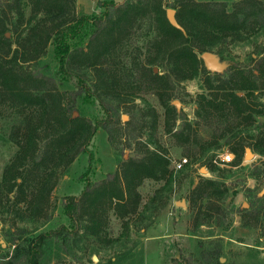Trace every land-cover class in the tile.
Wrapping results in <instances>:
<instances>
[{
  "label": "trees",
  "instance_id": "trees-1",
  "mask_svg": "<svg viewBox=\"0 0 264 264\" xmlns=\"http://www.w3.org/2000/svg\"><path fill=\"white\" fill-rule=\"evenodd\" d=\"M27 4L31 6L28 14ZM97 7L101 9L98 14L77 17L74 0H0V106L8 103L15 108L14 104H18V113L22 115L28 110L12 132L18 150L4 168L0 199L8 200L15 190L9 200L13 199L18 209L23 207L24 217L35 223L45 222L49 217L48 197L54 186L51 163L55 162V168L60 163L68 167L78 155L88 153L87 167L81 177L84 179L91 173L93 153L88 150L87 143L98 128L110 134L109 120L95 119L91 124L72 117L75 101L79 99L82 104H90L94 100L93 90L113 92L118 81H129L132 70L119 79L116 64L107 59L114 60L118 53L121 60L127 58L129 40L142 24H147L141 36L142 41L147 42L142 67H159L167 75L169 72L179 74L182 81L195 77L203 64L195 51L201 54L226 39H240L241 31L248 28L250 22L264 28V2L257 0H240L232 4L173 0L168 7L176 11L175 19L183 32L168 23L161 0H124L118 5L113 0H103L97 2ZM8 22L15 33L13 41L6 37ZM49 45L56 62L58 85L65 82L74 87L56 96L55 78L29 71V63L44 56ZM135 61L133 58L134 64ZM203 71L207 92L198 95L192 122L184 119L182 127L172 132L178 110L169 103H162L165 133H172L183 144L189 143L192 127H205L225 135L230 120L246 128L264 115V54L257 58L252 56L247 66L228 65L225 78L219 73ZM149 76L151 80H157L163 75L153 74L150 70ZM24 82L29 84L25 88ZM54 107L55 114L52 112ZM258 127L260 130L253 136L251 144L240 140L231 150L235 162L238 163L247 146L264 156V123H259ZM205 146L206 150L213 144L208 142ZM152 147L146 148L141 158L124 163L120 175L123 188L115 184L116 178L119 183L117 174H108L101 184L86 183L79 199L65 198L62 212L68 218V226L60 225L28 242H13L11 255L1 257L0 264H47L44 245L48 242L58 238L66 242L68 229L75 231L80 221L86 223L85 230L94 232L100 227L97 209L101 201L110 206L115 200L113 206L118 207L128 202L135 187L147 178L165 181L164 187L171 186L168 159L157 142H153ZM191 156L186 167L196 160V152ZM221 187L223 184L219 182L204 179L191 194L210 199ZM224 192L222 190L219 195ZM172 264L183 262L174 259ZM217 264H221L218 258Z\"/></svg>",
  "mask_w": 264,
  "mask_h": 264
},
{
  "label": "rangeland",
  "instance_id": "rangeland-1",
  "mask_svg": "<svg viewBox=\"0 0 264 264\" xmlns=\"http://www.w3.org/2000/svg\"><path fill=\"white\" fill-rule=\"evenodd\" d=\"M99 1L103 0H84L79 3L82 7L79 8V0H74L75 15L98 14L101 12L97 7ZM113 1L118 5L124 0ZM194 1L232 4L240 0ZM172 2L161 0L162 8L168 9ZM30 8L27 4V14ZM7 26L8 38L13 41L15 33L11 22ZM146 26L142 24L130 38L127 58L121 60L118 53L114 60L107 59L116 64L119 79L132 70L129 81H118L113 92L93 90L94 100L90 104H82L79 99L75 101L72 117L91 124L95 119L109 120L110 134L98 128L87 143L88 150L93 153V164L91 173L84 178L86 180L81 176L87 167L88 153L78 155L68 167L63 163L57 168L55 162L50 164L54 186L49 191V217L45 222L39 220L35 223L24 217L23 207L18 209L13 199L9 200L15 190L8 200L0 199V259L11 255L13 242H28L60 225L68 226V218L62 212L65 198L79 199L86 183L101 184L108 174H117L119 183L116 178L115 184L123 188L120 175L124 163L141 158L146 148L152 149V143L157 142L168 159L170 171L173 159L185 157L191 160L194 152L197 158L182 173L173 175L171 172V186L164 187L165 181L147 178L135 187L128 202L115 207V200L110 206L101 201L97 209L100 227L94 232L85 230L86 223L80 221L75 231L68 229L66 242L61 238L48 242L44 245L47 264H172L174 259L183 264H217V258L221 264H264V193H261L264 189V156L247 146L254 155L252 160L245 159V148L238 163L235 156L231 164L218 166L211 163L214 152L232 153L240 140L251 144L253 136L260 130L258 124L264 123V115L246 128L230 120L225 135L205 127H192L189 143L185 144L175 139L172 133H165L162 103L180 104V108H176L178 115L172 132L182 127L184 119L192 122L198 95L207 92L203 83L206 78L203 69L206 68L201 64L199 73L184 81L180 80L179 74L169 72L167 75L156 66L157 73H154L153 66L144 69L142 62L146 57L144 46L147 42L142 41L141 36ZM205 50L213 53L225 67L234 64L247 66L252 56L257 58L264 54V28L250 22L248 28L241 31L240 39L229 38ZM195 53L202 61L200 52ZM133 58H136L135 64ZM29 66V71L35 74L55 78V96L74 89L65 82L58 85L52 46L49 45L45 55L30 62ZM150 70L163 76L151 80ZM219 74L225 78V68ZM27 85L24 82L23 88ZM14 105L15 108L8 103L0 106V180L4 168L18 150L12 132L28 111L22 115L18 113V104ZM52 112L55 114V107ZM208 142L213 146L205 150ZM201 168L207 170V175L200 172ZM204 179L223 184L210 199L191 194V190ZM222 190L225 192L221 196L219 192ZM157 191L159 193L155 195ZM192 199H195L194 203ZM180 201L185 203L184 207L177 205ZM162 204L165 205L160 208Z\"/></svg>",
  "mask_w": 264,
  "mask_h": 264
},
{
  "label": "water",
  "instance_id": "water-1",
  "mask_svg": "<svg viewBox=\"0 0 264 264\" xmlns=\"http://www.w3.org/2000/svg\"><path fill=\"white\" fill-rule=\"evenodd\" d=\"M165 16H166V19L168 21V23L180 30L183 32V29L182 27L177 23L176 19H175V10L171 9V8H168L165 10ZM9 36V33H6V37ZM201 60L205 66V68L209 71V72H212V73H219V72H222L225 68V66L221 63H219L218 59L215 57V55L211 52H203L201 53ZM153 71L154 73H157V68L154 67L153 68ZM238 95H241V93H238ZM174 105L176 106V108H180V104L178 102L174 103ZM253 153L251 152L250 149L246 148L245 149V159L247 160H252L253 159ZM206 169L205 168H201L200 169V172L203 174V173H206ZM262 194L264 193V189L263 191L261 192ZM177 205L179 206H182L184 207L185 206V203L182 201L180 202H177ZM245 208H246V205H245ZM96 259V257H94V260Z\"/></svg>",
  "mask_w": 264,
  "mask_h": 264
},
{
  "label": "built area",
  "instance_id": "built-area-1",
  "mask_svg": "<svg viewBox=\"0 0 264 264\" xmlns=\"http://www.w3.org/2000/svg\"><path fill=\"white\" fill-rule=\"evenodd\" d=\"M234 160V155L232 153L228 152H222L218 153L216 152L211 160V163L214 165H226V164H231ZM189 161L187 158L182 157L177 160L173 159L172 164H171V172L173 175L178 174L181 171L185 170V167L188 165ZM200 174V172H199ZM202 175V174H200ZM207 175V171L206 174Z\"/></svg>",
  "mask_w": 264,
  "mask_h": 264
},
{
  "label": "crops",
  "instance_id": "crops-1",
  "mask_svg": "<svg viewBox=\"0 0 264 264\" xmlns=\"http://www.w3.org/2000/svg\"><path fill=\"white\" fill-rule=\"evenodd\" d=\"M82 1H84V0H79V2H78V6H79V8H82L81 5L79 4V3H82ZM94 13H95V12H94Z\"/></svg>",
  "mask_w": 264,
  "mask_h": 264
}]
</instances>
